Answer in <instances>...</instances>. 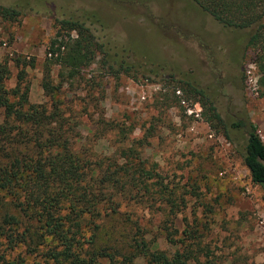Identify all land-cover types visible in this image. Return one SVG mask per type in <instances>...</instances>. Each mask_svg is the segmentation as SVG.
<instances>
[{"label": "rangeland", "instance_id": "374dc122", "mask_svg": "<svg viewBox=\"0 0 264 264\" xmlns=\"http://www.w3.org/2000/svg\"><path fill=\"white\" fill-rule=\"evenodd\" d=\"M0 5L21 13L16 22L0 21V62L6 61L10 71L6 87L14 85L18 70L13 60L32 61L23 69L28 102L50 106L55 100L74 123L73 149L91 158L126 155L133 169L138 164L144 175L155 174L150 188L159 183L183 205L172 218L175 237L184 228L195 230L202 260L264 264V192L250 181L240 158L248 123L264 143V89L258 86L255 51L245 45L248 30L223 28L191 0H0ZM61 19L85 21L109 49L72 78L65 72L59 77L58 67L51 66L49 99L40 81L55 20ZM101 59L124 60L130 73H106ZM180 81L206 94L228 139L204 120ZM164 204L130 200L121 210L144 225L159 249L170 251L156 228L165 218ZM7 206L0 197V213ZM122 219L118 215L103 223L102 230L112 225L125 233Z\"/></svg>", "mask_w": 264, "mask_h": 264}, {"label": "trees", "instance_id": "16d2710c", "mask_svg": "<svg viewBox=\"0 0 264 264\" xmlns=\"http://www.w3.org/2000/svg\"><path fill=\"white\" fill-rule=\"evenodd\" d=\"M191 1L223 28L248 30L245 45L255 51L258 86L264 89V0ZM20 14L17 8L0 5L2 22H16ZM107 48L85 21L55 20L40 81L49 99L54 89L48 81L51 66L58 67L59 77L65 72L72 78L107 54ZM112 63L101 59L100 68L109 74L130 73L124 60L117 69ZM13 66L18 70L8 88L9 67L0 62V197L8 203L0 213V264H134L137 259L143 264H210L207 258L202 260L195 230L184 228L181 237H175L172 218L183 207L180 198L176 201L173 192L159 183L150 188L148 180L158 177L144 175L138 164L133 169L129 156L91 158L73 149L74 123L63 116L55 100L50 106L28 102L23 69L32 67V61L17 57ZM178 83L201 107L204 120L228 139L226 126L206 94L189 82ZM243 138L241 163L250 181L264 192V143L251 123ZM130 200L142 205L165 201V218L156 228L170 251L159 249L155 240L147 238L144 225L128 211L122 212ZM118 215L123 217L125 233H117L112 225L102 230L103 223Z\"/></svg>", "mask_w": 264, "mask_h": 264}, {"label": "built area", "instance_id": "2783aa9c", "mask_svg": "<svg viewBox=\"0 0 264 264\" xmlns=\"http://www.w3.org/2000/svg\"><path fill=\"white\" fill-rule=\"evenodd\" d=\"M176 94H178V91H176ZM181 105L185 108V107H187L186 106V104L182 101L181 102ZM188 108V107H187ZM192 111L193 110H191V109H188L187 111H186V113L188 114V115H190V114H192ZM195 117L197 116V115H194Z\"/></svg>", "mask_w": 264, "mask_h": 264}]
</instances>
